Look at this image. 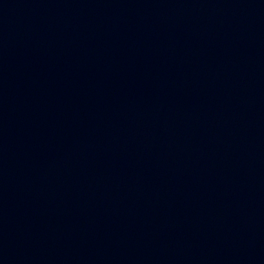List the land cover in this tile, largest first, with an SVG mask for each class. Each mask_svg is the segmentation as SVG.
<instances>
[{
	"label": "water",
	"instance_id": "95a60500",
	"mask_svg": "<svg viewBox=\"0 0 264 264\" xmlns=\"http://www.w3.org/2000/svg\"><path fill=\"white\" fill-rule=\"evenodd\" d=\"M0 264H264V0H0Z\"/></svg>",
	"mask_w": 264,
	"mask_h": 264
}]
</instances>
